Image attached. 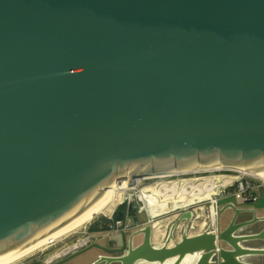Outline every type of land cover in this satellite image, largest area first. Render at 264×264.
<instances>
[{
  "label": "water",
  "instance_id": "obj_1",
  "mask_svg": "<svg viewBox=\"0 0 264 264\" xmlns=\"http://www.w3.org/2000/svg\"><path fill=\"white\" fill-rule=\"evenodd\" d=\"M262 162L264 175V0H0V258L114 182ZM228 209L214 234L156 247L147 225L52 264L92 249L109 255L92 264H256L264 229L242 231L262 220Z\"/></svg>",
  "mask_w": 264,
  "mask_h": 264
},
{
  "label": "built area",
  "instance_id": "obj_2",
  "mask_svg": "<svg viewBox=\"0 0 264 264\" xmlns=\"http://www.w3.org/2000/svg\"><path fill=\"white\" fill-rule=\"evenodd\" d=\"M170 177L178 178L176 180L178 184V193L175 194L173 200L180 203L182 202L179 208L172 211L189 213L191 216V223L187 227L189 229L199 227L200 229L208 231L210 234L217 232L215 222L217 223V205L220 199L232 197L235 201L248 205L257 202L261 198L262 193H264L263 179H258L232 170H211L196 174L160 177V179ZM135 199L139 201V197ZM125 201L130 204L133 200L127 196ZM136 208L137 213H145V210L139 211L137 205ZM146 217L149 222L152 223V226H149L155 228L156 225H153V221L160 217L154 219H150L147 215ZM200 217L202 218L201 224L192 222V220L196 221ZM119 223L120 222H117V225ZM87 243L86 241L84 245ZM51 262L52 261H46V264H51Z\"/></svg>",
  "mask_w": 264,
  "mask_h": 264
},
{
  "label": "crops",
  "instance_id": "obj_3",
  "mask_svg": "<svg viewBox=\"0 0 264 264\" xmlns=\"http://www.w3.org/2000/svg\"><path fill=\"white\" fill-rule=\"evenodd\" d=\"M262 195H264V194L262 193ZM230 198L232 199V197H230ZM225 203H226V205L224 207H221V212H223L225 210H228L229 212H231L230 209H228V208L230 206H232L235 211H244V210L245 211H252L253 216H257V217L264 215V212L257 214L256 211H254V209L249 208L251 206H247V208H245V209L238 206V205L234 206L233 203H231L229 199H227V202H225ZM237 203H239V202H237ZM239 204H241V203H239ZM219 212H220V208H218V213ZM138 214H140V213H133V212L127 210V211H125V214H123L122 218L115 221V223L113 222L114 224L111 221H106V220L104 221V219L99 220L98 218H96L89 224V226L87 228H84V230H82L79 233V235H80L79 239L80 240H78V238H77V239H75V241H73L71 243H74V242L79 243V244H77L78 249H80L86 241L88 243L86 245H84L85 247L88 245H92V244H97L101 247H106V246H108V247H113V246L114 247H120L121 243H122V236H124L125 240H128L130 238V236L133 234V232L139 231L140 229H142L143 227H145L147 225L152 226V223L149 222L145 213H143L145 215V218L142 221H139L136 219V215H138ZM127 219H132L133 224L132 225L127 224ZM117 222H120V223L117 225ZM192 222H194V220H192ZM190 223H191V216L189 215V213L178 212V211H172L171 213L166 214V215L160 217L159 219L154 220L153 225L154 226L156 225V226H155V228H151V243H152V245H154L156 247H161L163 244H165L168 241V237L170 234L173 235V238H172V240L169 241V245L171 243H173L174 241L178 242L184 234L187 236H193V235H196L198 233H202L203 230H200V229H198V230L194 229V230H190V231L185 229V227L188 226ZM174 225H177V227L173 230ZM257 226L258 227L255 230L253 229L254 227H252L253 232L260 231L263 225L257 224ZM126 233H128V235H125ZM81 239H84L85 242L80 243L79 241H82ZM98 239H100V240L105 239L106 243H97ZM136 239H140V241L137 242V243H140L141 242V235L136 237ZM261 243H264V242H261ZM252 247H260V245L259 246L252 245ZM94 250H95V252H94ZM72 251H68L66 255L67 256L70 255L72 253ZM82 255L88 256V257H85L86 260L92 258L88 264L95 263L98 256H109V255L105 254L103 251H101L100 249H92L91 251H89L85 254H82ZM82 255H80V256H82ZM80 256H79V258H78V256L75 258H72L70 261H68L65 264H79L80 262H78V261L81 260V258H83ZM52 260L53 259H50V258L45 259V260H42L41 263L46 264V261H52ZM255 263L256 264H264V257L257 258Z\"/></svg>",
  "mask_w": 264,
  "mask_h": 264
},
{
  "label": "bare ground",
  "instance_id": "obj_4",
  "mask_svg": "<svg viewBox=\"0 0 264 264\" xmlns=\"http://www.w3.org/2000/svg\"><path fill=\"white\" fill-rule=\"evenodd\" d=\"M221 169L222 168L219 165L199 168V164H197L196 169L175 171L170 175L196 174L199 172H206V171H211V170L216 171V170H221ZM235 171L241 174L253 176L258 179L264 180L263 162L261 164V174L251 172L245 169H241V167L236 168ZM123 182L125 181H121L119 183L114 182L113 186H108L107 188H105L104 192H106V194L101 198L100 201H98L95 204H93L91 197H89V200L92 206L86 211V213L84 209L82 208V206L79 205L83 212L82 216L75 218L65 227L56 229V231L48 234L47 236L43 238H41L40 235H37L39 240L33 241L17 250L15 248L14 252L10 253L9 255L5 257L0 258V264H16L28 256L50 247L53 243L59 242L63 239H66L72 236L78 230H80L81 228L89 224L96 216L108 210L109 207L113 204L114 198L118 196V194H120L121 191L128 189V186H124ZM100 191L101 190H97V192H100ZM139 201L142 204V207L144 208L146 215L150 219L162 217L166 214H169L172 210H175L182 205V202L181 203L176 202L173 199L161 200L159 199L157 195L151 194V192H143L142 195L139 196ZM70 216L71 215L69 214L68 217ZM199 255L200 253L193 254V255H186L183 258V260L180 262V264H195L199 258ZM172 261L173 259L167 260L163 264H172ZM135 264H147V263L144 261H138Z\"/></svg>",
  "mask_w": 264,
  "mask_h": 264
},
{
  "label": "rangeland",
  "instance_id": "obj_5",
  "mask_svg": "<svg viewBox=\"0 0 264 264\" xmlns=\"http://www.w3.org/2000/svg\"><path fill=\"white\" fill-rule=\"evenodd\" d=\"M177 179L178 178H176V177H170V178H163V179L154 178V179L140 180L134 189H131V190L128 189V190L121 191L120 194H118V196H116L114 198L113 204L109 207V209L104 211V213L96 216L94 219H96V218H98L99 220L104 219V221L106 220V221H111L112 223L113 222L115 223L116 220L113 217V214L116 210L120 211V208H121L122 204L125 202L127 196H129L131 198V200H133L132 201L133 204L130 203L131 207L128 208L129 209L128 211H131L133 213L135 211L136 205L138 206L139 211L144 210L140 201H137L135 199L136 197L141 196L143 192H151V194L157 195L159 197V199H161V200L174 199L175 194L178 193V184L176 183ZM183 189H185V188H183ZM227 199H229L230 202L233 203L234 206L238 205L244 209L247 208V206H251L249 208L254 209V211H256L257 214L264 212V195H262L261 199H259L257 202L249 204V205L239 204V203H237V201H235L233 198L231 199L230 197L223 198L218 202V205H217L218 208H220V212H221V207H224L226 205L225 202H227ZM119 203H121V205ZM126 211H127V209H126ZM230 213L231 212H229L228 210H225L221 214H218V221H217L218 228L222 229L223 226H226L228 220L230 219V216L232 217V215ZM144 218H145V215L143 213L136 215V219L139 221L144 220ZM250 218H252L251 214H248V215L245 214V215H241L240 217H238V221L241 222L242 220L243 221L244 220H252ZM89 224H87L85 227L78 230L72 236H70L66 239H63L59 242H55L50 247L30 255V256L26 257L25 259H23L22 261H20L16 264H31L33 262H36V261L39 262V261L49 259V258L53 259L51 264L57 262L60 258L57 259L55 257L56 255H61L63 252L67 251L72 246H78L77 244H79V243H76V242L71 243V242L75 241V239H77V238H78V240H80L79 239V236H80L79 233L82 230H84V228H87L89 226ZM127 224L132 225L133 224L132 219H127ZM257 227L258 226L256 225V226H254L253 229L255 230ZM125 235H128V233H126ZM81 240L82 241H79L80 243L85 242L84 239H81ZM139 241H140V239L135 240L136 243ZM97 243H106V240L105 239H101V240L98 239ZM250 245L251 246L252 245L259 246V245H261V241H255V242L253 241V242H251ZM94 252H95V250H94ZM80 257H83V258H81V260L78 261V262H80L79 264H88L89 261L92 259V258H90V259L86 260L85 257H88L87 255H85V256L82 255ZM78 258H79V256H78Z\"/></svg>",
  "mask_w": 264,
  "mask_h": 264
},
{
  "label": "flooded vegetation",
  "instance_id": "obj_6",
  "mask_svg": "<svg viewBox=\"0 0 264 264\" xmlns=\"http://www.w3.org/2000/svg\"><path fill=\"white\" fill-rule=\"evenodd\" d=\"M131 204H133V203H131ZM120 205H121V203H120ZM123 205V207H124V209L126 210H129L128 208H130L131 206H130V204L129 203H123L122 204ZM118 213H120V211L118 212ZM134 213H137V208H136V206H135V211H134ZM256 217V219H258V220H262L261 222H259L258 224L260 225H263L262 226V228H261V230L262 229H264V215L263 216H259V217H257V216H255ZM255 217H252V218H250V219H254ZM252 220H248V221H252ZM217 221H218V217H217ZM196 224H201V222H202V218L200 217L199 219H197L196 221H194ZM207 222V221H206ZM254 226V225H253ZM194 229H200L199 227H195ZM194 229H187L188 231H190V230H194ZM200 230H203L202 231V233L203 232H205L206 230H204V229H200ZM217 231H218V223H217ZM242 233H245V234H252V233H255V232H253L252 231V226H249V227H246L245 229H243V231H242ZM199 234V233H198ZM197 235V234H196ZM142 238V237H141ZM125 242L127 243V240H125ZM106 247H108V246H106Z\"/></svg>",
  "mask_w": 264,
  "mask_h": 264
},
{
  "label": "trees",
  "instance_id": "obj_7",
  "mask_svg": "<svg viewBox=\"0 0 264 264\" xmlns=\"http://www.w3.org/2000/svg\"><path fill=\"white\" fill-rule=\"evenodd\" d=\"M123 211H124V207H123V205H122L121 208H120V213H118L119 210H116V211L114 212L113 217L115 218L116 221L119 220L120 218H122V216H123ZM31 264H42V263H41V261H39V262L36 261V262H34V263H31Z\"/></svg>",
  "mask_w": 264,
  "mask_h": 264
}]
</instances>
